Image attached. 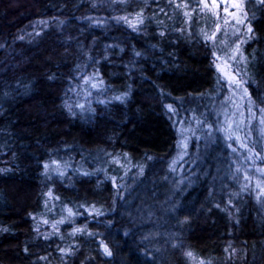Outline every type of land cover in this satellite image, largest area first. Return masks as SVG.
I'll return each mask as SVG.
<instances>
[{
    "label": "trees",
    "instance_id": "obj_1",
    "mask_svg": "<svg viewBox=\"0 0 264 264\" xmlns=\"http://www.w3.org/2000/svg\"><path fill=\"white\" fill-rule=\"evenodd\" d=\"M233 1L0 0V264H264L216 131L218 64L264 117V0Z\"/></svg>",
    "mask_w": 264,
    "mask_h": 264
},
{
    "label": "rangeland",
    "instance_id": "obj_2",
    "mask_svg": "<svg viewBox=\"0 0 264 264\" xmlns=\"http://www.w3.org/2000/svg\"><path fill=\"white\" fill-rule=\"evenodd\" d=\"M210 2L227 17L233 15L235 1ZM218 69L233 90V100L236 103L232 101L227 106L228 110L221 114L218 124L216 123V131L221 133L228 148L237 155L234 158L237 163L236 172L242 186L252 190L264 206V117L251 114L249 104L245 102L246 91L230 69L224 63L218 64Z\"/></svg>",
    "mask_w": 264,
    "mask_h": 264
},
{
    "label": "snow or ice",
    "instance_id": "obj_3",
    "mask_svg": "<svg viewBox=\"0 0 264 264\" xmlns=\"http://www.w3.org/2000/svg\"><path fill=\"white\" fill-rule=\"evenodd\" d=\"M249 31H251V29H249ZM104 252H105V254H108V255L111 254L106 246L104 247ZM189 255H191V254L189 253Z\"/></svg>",
    "mask_w": 264,
    "mask_h": 264
}]
</instances>
